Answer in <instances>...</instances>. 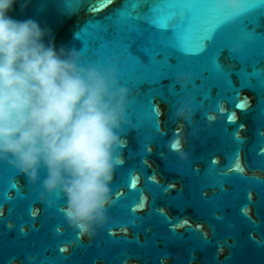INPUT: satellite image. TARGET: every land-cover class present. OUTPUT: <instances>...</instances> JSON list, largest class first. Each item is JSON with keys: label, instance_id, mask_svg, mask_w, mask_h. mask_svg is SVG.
Segmentation results:
<instances>
[{"label": "water", "instance_id": "obj_1", "mask_svg": "<svg viewBox=\"0 0 264 264\" xmlns=\"http://www.w3.org/2000/svg\"><path fill=\"white\" fill-rule=\"evenodd\" d=\"M169 3L180 46L158 35L144 49L135 37L148 25L133 19L131 0L13 5L10 16L38 21L57 47L113 64L128 102L112 206L92 237L65 224L62 197L41 187L43 169L30 180L0 161V264H264V0H243L232 18L212 0ZM167 58L181 62L161 78ZM165 103L171 119L161 125Z\"/></svg>", "mask_w": 264, "mask_h": 264}, {"label": "clouds", "instance_id": "obj_2", "mask_svg": "<svg viewBox=\"0 0 264 264\" xmlns=\"http://www.w3.org/2000/svg\"><path fill=\"white\" fill-rule=\"evenodd\" d=\"M17 3L23 12L29 0H0V161L30 180L43 169L65 224L92 237L112 206L128 89L113 64L85 63L38 21L10 16ZM212 3L229 18L243 12V0Z\"/></svg>", "mask_w": 264, "mask_h": 264}, {"label": "snow or ice", "instance_id": "obj_3", "mask_svg": "<svg viewBox=\"0 0 264 264\" xmlns=\"http://www.w3.org/2000/svg\"><path fill=\"white\" fill-rule=\"evenodd\" d=\"M110 2H114V0H110ZM125 2H127V0H125ZM131 3L135 11V15L133 16V19L137 21L144 20L147 22V25H148V27H146L143 31H138L135 37V39H141L144 41V43L141 44L142 49H144L145 46H151L149 43L150 40H152L158 35L169 36L172 40V44L170 47L180 46L176 42V39H175V33L178 30L179 9L171 5L169 3V0H131ZM202 7L204 8L205 11H207L206 6H202ZM208 18L212 21L214 25L218 23V21L210 13H208ZM261 40H264V37H262ZM212 46L217 47L219 51H223L222 45H216L214 42ZM128 47L130 48L131 45H129ZM149 50H152V47ZM155 54L164 57V51H158ZM127 55L129 56V58L135 59L137 63L140 62L138 57H132V54L130 51L127 53ZM168 58H167V61L164 63L163 67H161L162 70L158 73V75L161 78L167 77L171 69L178 62H181V61H178L176 64H169ZM215 63L217 64V67L220 70H223V66L219 64V55L216 56ZM164 69H166V71H164ZM171 94L174 95L175 91L173 90ZM261 103H264V99L261 100ZM237 107H239V104H237ZM166 111L169 113V116L167 118H165ZM159 118H160L161 125H163L165 122L171 119V112H170V109L167 107L166 103L161 106ZM239 127L241 129H244L245 125L240 124ZM159 131H160V126H159ZM173 187L174 185L167 186L169 190H171ZM21 231H23V229H21ZM59 251L62 254L67 255L68 250L67 248L62 247L59 249Z\"/></svg>", "mask_w": 264, "mask_h": 264}]
</instances>
